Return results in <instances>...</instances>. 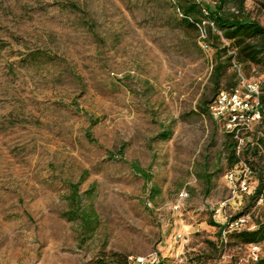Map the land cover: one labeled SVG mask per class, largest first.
<instances>
[{"label":"rangeland","instance_id":"rangeland-1","mask_svg":"<svg viewBox=\"0 0 264 264\" xmlns=\"http://www.w3.org/2000/svg\"><path fill=\"white\" fill-rule=\"evenodd\" d=\"M246 6L264 24V0ZM181 17L174 0H0V264L251 262L212 222L240 200L226 121L200 106L214 50Z\"/></svg>","mask_w":264,"mask_h":264},{"label":"trees","instance_id":"trees-1","mask_svg":"<svg viewBox=\"0 0 264 264\" xmlns=\"http://www.w3.org/2000/svg\"><path fill=\"white\" fill-rule=\"evenodd\" d=\"M176 8L182 15L181 23L184 28L198 32L204 45L214 50V64L210 80L213 84L214 99L226 90H232L239 84V71L253 66L264 70V24L252 17L246 6V0H174ZM202 32V33H201ZM232 71V78L228 71ZM226 81V89L223 83ZM214 99L204 97L201 101V110L210 113V105ZM264 107V88L261 93ZM212 116V115H211ZM245 139L239 151V137L236 130L226 131L225 148L230 166L233 168L241 158L248 161L254 168V178L257 187L252 193L247 194L242 203L234 205L235 210H230L232 218L251 214V221L256 224L252 230H236L229 233L241 246L252 247L264 242V212L259 208V200L264 196V116L254 124L252 129L240 133ZM244 194V195H245ZM252 201L251 205H247ZM219 226L222 243V230L226 224L212 221ZM222 245H224L222 243ZM127 259V258H126ZM115 262L109 264H124ZM163 263V259L159 264ZM236 264V263H235ZM249 264H264V256Z\"/></svg>","mask_w":264,"mask_h":264},{"label":"built area","instance_id":"built-area-1","mask_svg":"<svg viewBox=\"0 0 264 264\" xmlns=\"http://www.w3.org/2000/svg\"><path fill=\"white\" fill-rule=\"evenodd\" d=\"M210 48L208 45H204ZM262 90L258 85L251 83L242 73L239 74V84L232 90L222 91L212 101L210 113L216 119H225L228 130H236L239 137V153L245 143V139L240 137V133L252 129L254 124L259 122L264 116V107L261 101ZM254 176V168L245 159L239 162L229 171L228 178L232 184L233 197L239 196V202L226 199L215 208V214L222 217V223L226 224L222 230V243H228L229 233L236 230H252L256 224L251 221V214L241 215L232 218L230 208L242 203L245 193H252L255 189L250 185ZM181 196L187 195L184 191ZM241 197V198H240ZM259 204H264V196L259 200ZM260 258V245L251 247L250 261H257ZM181 258L179 261H182ZM162 261L160 253L154 252L147 256L129 255L124 264H159ZM89 264V263H85ZM236 264H247L239 260Z\"/></svg>","mask_w":264,"mask_h":264}]
</instances>
